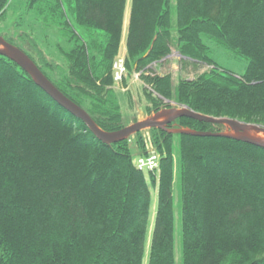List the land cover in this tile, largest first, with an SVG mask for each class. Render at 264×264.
<instances>
[{
	"label": "trees",
	"instance_id": "1",
	"mask_svg": "<svg viewBox=\"0 0 264 264\" xmlns=\"http://www.w3.org/2000/svg\"><path fill=\"white\" fill-rule=\"evenodd\" d=\"M12 2L22 14L0 36L101 130L125 127L113 64L127 0H0V23ZM205 41L244 59V73L218 66ZM171 47L207 71L175 86L153 74ZM125 50L126 71L149 88L146 117L174 103L264 127V0H130ZM167 128L224 131L188 118ZM147 131L158 175L136 165L143 132L136 149L101 143L0 56V264H264V149Z\"/></svg>",
	"mask_w": 264,
	"mask_h": 264
},
{
	"label": "water",
	"instance_id": "2",
	"mask_svg": "<svg viewBox=\"0 0 264 264\" xmlns=\"http://www.w3.org/2000/svg\"><path fill=\"white\" fill-rule=\"evenodd\" d=\"M0 56L4 57L24 73L32 82L49 96L58 106L80 120L90 132L103 144L112 145L114 143L128 140L132 136L152 129L163 130L170 135H189L193 137H217L232 139L241 143L249 144L264 149V139L259 134L264 135V127L239 122L227 118H212L194 113L185 107H178L174 103H169L170 108L160 110L141 121H136L129 126L115 132H105L101 130L90 116L79 106L67 99L56 87L43 75L32 60L19 48L6 42L0 36ZM188 118L197 122H204L224 127L223 132H195L187 129H168L167 126L174 121Z\"/></svg>",
	"mask_w": 264,
	"mask_h": 264
},
{
	"label": "rangeland",
	"instance_id": "3",
	"mask_svg": "<svg viewBox=\"0 0 264 264\" xmlns=\"http://www.w3.org/2000/svg\"><path fill=\"white\" fill-rule=\"evenodd\" d=\"M16 2V1H14ZM12 2L13 9L10 10L6 17V21L4 23H0V33H8L10 31V28L12 27V24L16 22V18L22 14L21 11L15 12L16 4ZM127 6L130 7V0H127ZM126 6V7H127ZM128 12H126L125 20H124V32L127 28V21H128ZM69 19L72 20V15L69 14ZM21 31H27V28L25 27ZM35 36L38 35L37 31L34 30ZM209 48H210V57L217 63L218 66L223 68L224 70H227L231 73H233L235 76H240L244 73L247 62L244 59H239L229 52L225 51L224 49L214 46L212 43H209L208 41H205ZM123 44V43H122ZM124 48V44L122 45ZM52 54H55L53 51V48H51ZM120 54H125L124 50L120 51ZM119 58H116V60ZM115 62L117 63V61ZM114 62V63H115ZM124 68H125V59L123 61ZM208 69L205 65H193V64H183L182 59L177 54L176 50L171 47V55L164 60L162 63L157 64L156 66L152 67V73L156 75H166L169 74L172 77L173 85H177L178 81L180 79L183 80H192L196 78L198 75L206 72ZM114 80V79H113ZM113 88L116 92L117 98L120 103L122 116H123V125L129 126L134 123V121H141L146 118V108L148 107V103L145 99V90H148L149 88L147 86H144L142 82L139 80V74L136 73H128L125 68V72L123 73V78L121 82H114ZM142 133V132H141ZM142 135V142L143 147L146 152L144 155H138L134 154L135 162H137L140 157L149 158L146 160L147 167H150V163H153L152 169L153 170H147L146 172H153L156 175L157 169L159 167V160L160 157L156 153L155 148L153 146V142L151 140V136L149 132L143 131ZM259 136L264 139L263 134H259ZM129 143L131 148L133 147L136 149L135 145V138L134 136L129 138ZM139 163V160L138 162ZM146 168V167H143ZM156 195V190L153 192V200ZM174 210H175V248H176V259L178 262V259L180 258V234H179V228H180V215H181V208L179 204L178 199V185L175 184L174 186ZM143 264H146V258L143 262Z\"/></svg>",
	"mask_w": 264,
	"mask_h": 264
},
{
	"label": "built area",
	"instance_id": "4",
	"mask_svg": "<svg viewBox=\"0 0 264 264\" xmlns=\"http://www.w3.org/2000/svg\"><path fill=\"white\" fill-rule=\"evenodd\" d=\"M117 63L115 62L113 64V79H114V82H121L122 78H123V73L125 72V68H124V58H119L116 60ZM150 158V157H149ZM149 158H144V157H140L139 160V163L138 160L136 162V165L138 167V169L142 170V171H145L147 168V170H153L152 169V165H154L153 163H150V167H147V164H146V160H148ZM143 167H146V168H143Z\"/></svg>",
	"mask_w": 264,
	"mask_h": 264
},
{
	"label": "crops",
	"instance_id": "5",
	"mask_svg": "<svg viewBox=\"0 0 264 264\" xmlns=\"http://www.w3.org/2000/svg\"><path fill=\"white\" fill-rule=\"evenodd\" d=\"M126 12H128V16H129V8H128V6L126 7V10H125V16H126ZM125 16H124V20H125ZM127 24H128V21H127ZM125 36H126V31L124 32V22H123V34H122V41H121L120 51L121 50H124L125 51V54H120V52H119V54H118V56L116 58H124L125 59V55H126V50H125ZM122 43L124 44V48L122 46L123 45Z\"/></svg>",
	"mask_w": 264,
	"mask_h": 264
},
{
	"label": "bare ground",
	"instance_id": "6",
	"mask_svg": "<svg viewBox=\"0 0 264 264\" xmlns=\"http://www.w3.org/2000/svg\"><path fill=\"white\" fill-rule=\"evenodd\" d=\"M146 172V171H145Z\"/></svg>",
	"mask_w": 264,
	"mask_h": 264
}]
</instances>
